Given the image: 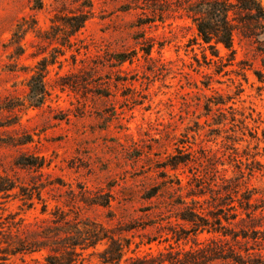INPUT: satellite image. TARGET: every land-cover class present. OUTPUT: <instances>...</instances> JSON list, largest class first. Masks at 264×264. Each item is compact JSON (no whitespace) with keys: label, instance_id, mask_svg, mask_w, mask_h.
I'll list each match as a JSON object with an SVG mask.
<instances>
[{"label":"rangeland","instance_id":"1","mask_svg":"<svg viewBox=\"0 0 264 264\" xmlns=\"http://www.w3.org/2000/svg\"><path fill=\"white\" fill-rule=\"evenodd\" d=\"M203 1L0 0V252L29 250L6 264H264V213L222 219L234 240L183 220L225 217L246 187L264 206L260 56L235 35L234 62L212 57L187 13Z\"/></svg>","mask_w":264,"mask_h":264},{"label":"trees","instance_id":"2","mask_svg":"<svg viewBox=\"0 0 264 264\" xmlns=\"http://www.w3.org/2000/svg\"><path fill=\"white\" fill-rule=\"evenodd\" d=\"M85 1L91 3L92 0ZM87 7L89 8L91 5ZM187 13L196 25L202 42L209 47L208 49L211 51L212 57L217 58L221 62L223 61V57H220L217 50L218 46L227 51L230 62L235 61L237 54L234 46L235 35H238L240 38L256 45V51L260 56L261 68L254 70L253 74L258 83L264 86V7L259 0H211L208 4L203 1L200 6H196L195 9L193 8L192 10H188ZM88 19L89 16L86 14H74L64 22V26L69 30L70 35L74 36L85 27ZM149 54L150 51L147 52V55ZM131 58L132 56L121 54L119 55V62L123 64L130 61ZM48 65L49 63L47 60H42L38 65V72L31 78L29 83L32 95L39 97L37 104L35 105H41L44 101L46 90L43 79ZM252 164H255V166L249 168L247 172V176H250L251 178L254 177L256 172L262 171V166L259 162L253 161ZM239 174L242 175V178L246 176V172L241 168L239 170ZM246 180L247 179H245V181ZM13 189L14 188L8 184L7 186L0 187V193L10 192ZM235 189L237 194L239 192V188L236 187ZM245 191L243 200L247 202L249 208H247V205L244 206L243 203H238V208L236 206H232V208H230L231 205L225 202L224 205L228 208L227 211L229 214L223 218H219L220 215L208 214L204 218H199V216H189L183 218V220L189 224H193L202 232L206 231L208 233H218L221 234L223 238H226V240L229 237L233 240L238 239L240 235L227 234L221 230L220 227L223 224L221 220L223 219L228 224L235 221L244 223L246 219L254 221L252 216L258 211H260L261 214L264 213V206H258V208H255L254 206L255 202L253 199L256 193L250 191L249 187H246ZM263 215L264 214H262V218L264 220ZM258 227L264 228V223L260 224ZM241 238L253 240L257 239L243 235ZM26 246L25 242H19L16 246L8 244L4 252H0V255H2L0 257L1 264H6L8 258L11 256L28 252L29 250ZM211 253L215 259H219V257H221L219 256L220 254H218L219 252L216 253L212 250ZM222 259H234V257L229 256L228 258ZM46 261L47 264H62L53 256H49ZM234 261L236 264L240 263L236 259H234Z\"/></svg>","mask_w":264,"mask_h":264}]
</instances>
